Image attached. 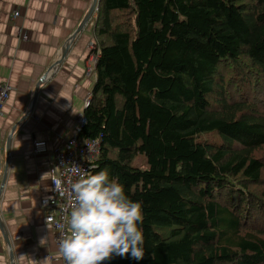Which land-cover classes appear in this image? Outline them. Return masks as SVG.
<instances>
[{
	"label": "trees",
	"instance_id": "1",
	"mask_svg": "<svg viewBox=\"0 0 264 264\" xmlns=\"http://www.w3.org/2000/svg\"><path fill=\"white\" fill-rule=\"evenodd\" d=\"M94 14L76 136L99 139L90 175L107 170L145 215L144 258L103 264H264V0H99Z\"/></svg>",
	"mask_w": 264,
	"mask_h": 264
},
{
	"label": "crops",
	"instance_id": "2",
	"mask_svg": "<svg viewBox=\"0 0 264 264\" xmlns=\"http://www.w3.org/2000/svg\"><path fill=\"white\" fill-rule=\"evenodd\" d=\"M92 1L0 0V83L12 88L0 111V264H62L40 200L52 150L77 134L95 81ZM34 140L48 152L35 154Z\"/></svg>",
	"mask_w": 264,
	"mask_h": 264
},
{
	"label": "clouds",
	"instance_id": "3",
	"mask_svg": "<svg viewBox=\"0 0 264 264\" xmlns=\"http://www.w3.org/2000/svg\"><path fill=\"white\" fill-rule=\"evenodd\" d=\"M71 172L77 177L70 185L75 203L66 213L64 223L58 225V247L65 264H103L114 256L128 255L142 260V204L132 200L107 170L86 175L74 166ZM55 183L61 192V182Z\"/></svg>",
	"mask_w": 264,
	"mask_h": 264
},
{
	"label": "built area",
	"instance_id": "4",
	"mask_svg": "<svg viewBox=\"0 0 264 264\" xmlns=\"http://www.w3.org/2000/svg\"><path fill=\"white\" fill-rule=\"evenodd\" d=\"M18 12L14 13L16 16ZM93 22V21H92ZM22 39L26 40L27 36L22 35ZM11 86L7 83H0V111L4 104L9 99ZM89 102V97L85 98V106ZM78 123H83V114H77ZM99 139L79 140L77 136H73L67 140L64 149L54 148L53 164L49 168L48 175L50 180V189L46 196L40 200V206L45 211L44 220L50 225L55 234V241L58 245L61 231L58 225L64 223V217L74 205L75 201L71 193L70 185L77 177L72 175L71 169L74 166H79L86 175H90L93 167V162L98 156ZM32 150L35 154H42L48 152L47 143L43 140H34L32 143ZM55 181L61 182V192L58 189ZM65 234L67 229L65 228ZM62 264H65L62 259Z\"/></svg>",
	"mask_w": 264,
	"mask_h": 264
},
{
	"label": "water",
	"instance_id": "5",
	"mask_svg": "<svg viewBox=\"0 0 264 264\" xmlns=\"http://www.w3.org/2000/svg\"><path fill=\"white\" fill-rule=\"evenodd\" d=\"M98 1L99 0H93L92 1V5H91V8H90V10H89V12H88V15H87V18H86V20H85V22L90 18V16H91V14L93 13V11L96 9V7H97V5H98ZM84 22V23H85ZM82 27H83V25H81V26H79L78 27V29L76 30V32H75V34L72 36V38H74L75 37V35L82 29ZM59 62H56V63H54L53 64V66L54 65H56V64H58ZM50 69V68H49ZM47 73V72H46ZM46 77V74H44L43 76H42V78L40 79V82H42L43 80H44V78ZM37 88V87H36ZM3 184H4V179L1 181V183H0V192H1V189H2V187H3ZM0 225L2 226V224L0 223ZM3 227V226H2ZM5 239L8 241V238H7V236H5Z\"/></svg>",
	"mask_w": 264,
	"mask_h": 264
},
{
	"label": "rangeland",
	"instance_id": "6",
	"mask_svg": "<svg viewBox=\"0 0 264 264\" xmlns=\"http://www.w3.org/2000/svg\"><path fill=\"white\" fill-rule=\"evenodd\" d=\"M144 162H145L144 156L139 155V157L136 160V164H140L141 166H144L143 165ZM145 200H146L147 203H154L155 202L154 198H151V197H146Z\"/></svg>",
	"mask_w": 264,
	"mask_h": 264
}]
</instances>
